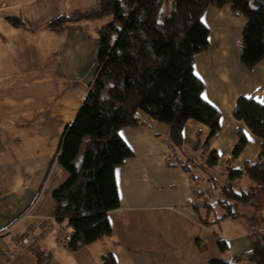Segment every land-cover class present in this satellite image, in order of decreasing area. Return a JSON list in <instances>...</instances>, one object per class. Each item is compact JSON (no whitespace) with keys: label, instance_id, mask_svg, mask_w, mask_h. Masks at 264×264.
<instances>
[{"label":"crops","instance_id":"1","mask_svg":"<svg viewBox=\"0 0 264 264\" xmlns=\"http://www.w3.org/2000/svg\"><path fill=\"white\" fill-rule=\"evenodd\" d=\"M96 5L97 0H0V264H42L46 257L55 264H106V256L112 264H209L216 258L254 264L235 260L252 247L245 220L220 221L225 213H216L218 205L186 202L195 183L168 160L169 127L141 110L142 125L119 131L132 155L114 170L119 206L107 212L111 234L76 250L65 245L68 221L50 219L52 191L68 177L55 156L88 93L97 31L110 18L51 22ZM7 17L23 25L13 26ZM201 19L208 47L196 57L194 75L204 84L202 98L220 113V129L206 153L216 152L218 170L227 165L241 130L247 144L229 162L238 168L257 159L262 140L233 110L240 96L264 105V60L252 69L242 63L246 20L232 15L230 5H210ZM208 133L204 124L188 120L184 145L191 148L200 139L198 149L206 151Z\"/></svg>","mask_w":264,"mask_h":264},{"label":"trees","instance_id":"2","mask_svg":"<svg viewBox=\"0 0 264 264\" xmlns=\"http://www.w3.org/2000/svg\"><path fill=\"white\" fill-rule=\"evenodd\" d=\"M225 4L232 15L246 20L240 59L252 69L264 60V0H97L86 12L51 22L110 18L97 31L96 69L88 93L66 126L55 156L68 177L52 191V215L58 222L67 220L72 228L70 240H64L68 249L111 234L107 212L119 206L114 170L132 155L119 131L142 125L137 114L141 110L169 127L168 160L194 181L193 198L201 190L215 193L216 205L226 209L221 218H241L247 223L252 247L235 260L264 264V232L260 231L264 226V105L252 98H237L233 116L262 140L260 151L254 161L232 168L229 162L247 144L239 130L228 164L218 170L216 152H206L220 129V113L202 98L204 84L194 75V61L208 47L202 14L210 5ZM7 20L16 27L23 25L16 17ZM188 120L208 127L206 151L198 149L200 139L191 148L184 145L182 131ZM243 179L248 182L246 188L239 186ZM209 205L216 206L204 204ZM217 244L221 251L226 249L223 240ZM109 257L106 264H112ZM209 264L231 262L216 258Z\"/></svg>","mask_w":264,"mask_h":264},{"label":"built area","instance_id":"3","mask_svg":"<svg viewBox=\"0 0 264 264\" xmlns=\"http://www.w3.org/2000/svg\"><path fill=\"white\" fill-rule=\"evenodd\" d=\"M186 202L196 207H201L205 203L216 205L217 196L215 193L208 192L206 190H201L197 198L188 197L186 199ZM50 219H54L53 215L50 217ZM260 231L264 232V226L260 229ZM71 232H72V229L70 230L68 229L67 231H65L64 236H63L65 241L70 240ZM42 264H55V263L50 262L47 258H43Z\"/></svg>","mask_w":264,"mask_h":264},{"label":"rangeland","instance_id":"4","mask_svg":"<svg viewBox=\"0 0 264 264\" xmlns=\"http://www.w3.org/2000/svg\"><path fill=\"white\" fill-rule=\"evenodd\" d=\"M239 186L240 187H243V188H246L248 186L247 180L246 179H243L242 181H240L239 182ZM215 208L217 209V211H216L217 214L218 213H221V214L225 213V210H226L225 208H222L221 206H216ZM230 218H232V217H223V218L220 219V221L225 220V219H230ZM261 219H262V221L264 220V210L262 211V217H261ZM212 226H214V223H212Z\"/></svg>","mask_w":264,"mask_h":264}]
</instances>
